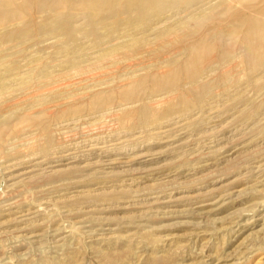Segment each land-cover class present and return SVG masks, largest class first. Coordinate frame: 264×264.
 Returning a JSON list of instances; mask_svg holds the SVG:
<instances>
[{
    "label": "rangeland",
    "instance_id": "obj_1",
    "mask_svg": "<svg viewBox=\"0 0 264 264\" xmlns=\"http://www.w3.org/2000/svg\"><path fill=\"white\" fill-rule=\"evenodd\" d=\"M84 1L0 0V264H264V0Z\"/></svg>",
    "mask_w": 264,
    "mask_h": 264
},
{
    "label": "bare ground",
    "instance_id": "obj_2",
    "mask_svg": "<svg viewBox=\"0 0 264 264\" xmlns=\"http://www.w3.org/2000/svg\"><path fill=\"white\" fill-rule=\"evenodd\" d=\"M100 1L102 2V1H108V0H85L84 2L90 3L92 6H94L97 2H100ZM112 1H114V0H110L109 2H112ZM88 8L91 9L92 7H88ZM262 8L263 9H261V10H264V7H262ZM242 22L243 21H238V23L241 24L240 27L243 24H245V23L242 24ZM247 23H248L247 25L245 24V26H247V27H245L246 33L244 35V38L248 39V41H249L248 42L249 46L246 49L247 55H245V56H248L246 58V60H247V62H249V61H254L257 58V55L259 54V52H258L259 48L262 45H264V44H261L258 47V41L259 40L264 41V22L261 20H257V21L250 20ZM189 63H190V61H189ZM162 78H163V76H162Z\"/></svg>",
    "mask_w": 264,
    "mask_h": 264
}]
</instances>
